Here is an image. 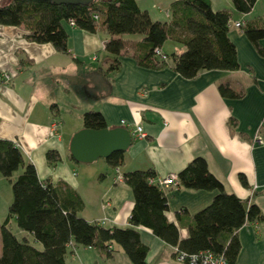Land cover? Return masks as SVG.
Wrapping results in <instances>:
<instances>
[{
    "label": "crops",
    "instance_id": "0c3cea01",
    "mask_svg": "<svg viewBox=\"0 0 264 264\" xmlns=\"http://www.w3.org/2000/svg\"><path fill=\"white\" fill-rule=\"evenodd\" d=\"M9 1L0 0V5ZM162 1L153 0L152 5L162 6ZM172 1L166 0L163 7L164 20L158 16V5L144 11L154 21L167 22ZM209 1L212 9L231 13L228 36L236 48L239 69L201 71L193 79L179 76L169 60L157 69L139 66L134 50L142 36L109 35L97 15V19L93 16V32L64 24V53L49 43L28 41L22 27L0 25V72L11 76L10 81L0 82V139L20 150L42 183L62 184L74 191L83 202L79 215L84 220L105 228L135 229L148 248L147 264L180 263L175 257L176 247L145 227L130 225L133 193L123 180L115 181L117 171L123 178L126 172L151 169L159 179L177 175L193 158L202 157L227 193L249 200L264 215V57L257 54L242 29L233 26L264 19V0H256L248 14L236 12L230 0ZM111 40H120L122 50L108 49ZM165 44L170 46V53L183 51L182 46L167 40L160 47L162 54H170L163 50ZM260 44L264 47V39ZM115 60L112 71L109 67ZM220 84L242 96L222 97ZM88 111L99 112L106 128L124 127L130 132L132 143L124 151L120 167L112 168L104 159L81 164L70 158V138L83 128L82 115ZM231 118L235 126H230ZM138 125L145 138L134 135ZM50 150L60 156L53 166L45 158ZM239 175L245 177L249 188L240 184ZM4 182L10 187L5 197L0 193L3 219L12 201L10 182L0 175V186ZM162 191L167 201L165 217L177 226L179 240H184L190 219L210 204L215 191L188 190L180 183ZM256 225L257 232L247 225L238 229L240 249L235 264H264V221ZM9 227L13 234L16 230L18 239H30L14 219ZM109 248L111 256L107 258L94 247L73 246L65 263L131 264L118 245Z\"/></svg>",
    "mask_w": 264,
    "mask_h": 264
},
{
    "label": "trees",
    "instance_id": "16d2710c",
    "mask_svg": "<svg viewBox=\"0 0 264 264\" xmlns=\"http://www.w3.org/2000/svg\"><path fill=\"white\" fill-rule=\"evenodd\" d=\"M230 1L241 14L250 13L256 2ZM167 13L169 21H154L139 9L136 0L60 5L41 0H10L0 5V25L22 27L28 41L49 43L64 53L67 50L64 24L72 23L93 32L96 26L93 16L97 15L109 35L142 36L134 50L141 67L157 69L166 66L169 60L174 72L184 79H193L201 71L239 69L236 48L228 36L232 17L228 10L212 9L209 0H174ZM240 28L257 54L264 57V47L260 44L264 39V19L246 21ZM167 40L182 46L183 51L163 54L165 59H161L154 49H160ZM106 47L120 51L123 43L111 40ZM115 62L109 67L112 71L116 69ZM218 92L224 98L242 96L224 84L218 86ZM229 123L236 124L233 118ZM82 124L86 129L106 128L103 116L94 111L83 113ZM123 154L112 153L104 161L118 168L123 164ZM45 158L52 166L60 160L55 150L46 152ZM20 169L12 180V175ZM0 175L10 182L12 191V201L0 223V264H66L65 256L73 246L94 247L109 258L111 244L118 245L131 264H147L148 248L141 243L135 229L105 228L84 220L79 215L83 209L81 198L62 184L42 183L34 166L24 162L20 150L4 139H0ZM154 177L151 169L123 174V181L131 188L134 198L130 225L149 229L178 252L192 255L209 251L222 255L226 264H235L240 249L236 233L246 225L257 232L256 224L264 221L259 208L247 199L227 193L209 172L205 159L195 157L177 174L180 185L188 190L215 191V194L208 206L192 216L187 225L188 238L180 241L177 226L165 217L167 201L162 189L150 182ZM239 182L249 188L243 175H239ZM11 219L30 239H18L12 233ZM34 243L40 244V248Z\"/></svg>",
    "mask_w": 264,
    "mask_h": 264
},
{
    "label": "water",
    "instance_id": "95a60500",
    "mask_svg": "<svg viewBox=\"0 0 264 264\" xmlns=\"http://www.w3.org/2000/svg\"><path fill=\"white\" fill-rule=\"evenodd\" d=\"M55 5L90 4L93 0H41ZM132 137L124 127L104 128L100 130L82 128L70 138L68 152L77 163L88 164L106 159L112 153L124 152L130 147Z\"/></svg>",
    "mask_w": 264,
    "mask_h": 264
},
{
    "label": "built area",
    "instance_id": "2783aa9c",
    "mask_svg": "<svg viewBox=\"0 0 264 264\" xmlns=\"http://www.w3.org/2000/svg\"><path fill=\"white\" fill-rule=\"evenodd\" d=\"M94 19H97V16H94ZM243 25V22H237L234 24L235 28H240ZM155 55L160 57L161 59H165V56L161 53L160 49H154ZM10 74L5 72H0V82H8L10 81ZM55 125H53L54 127ZM133 133L138 138H145L146 135L143 132L142 128L138 125L134 127ZM123 178L122 175L117 171L115 175L116 182H122ZM151 183L158 186L160 189L166 187L177 186L179 184V180L177 175L170 174L164 178L159 179H151ZM177 251V250H176ZM176 260L180 264H226V261L222 255L214 254L209 251L200 252L198 254L187 255L182 252H176Z\"/></svg>",
    "mask_w": 264,
    "mask_h": 264
},
{
    "label": "rangeland",
    "instance_id": "374dc122",
    "mask_svg": "<svg viewBox=\"0 0 264 264\" xmlns=\"http://www.w3.org/2000/svg\"><path fill=\"white\" fill-rule=\"evenodd\" d=\"M152 1L153 0H140L139 1V6H140V9L141 10H144L145 9V7L148 9V11L149 10H151L152 8H153V6L155 7L156 5H158V4H160V3H156V5H152ZM165 4H166V0H164V1H162V6L161 5H158V6H160V7H156V8H158V9H161V12H158V16H159V18H160V20H164V12H163V7L165 6ZM158 9H156L157 11H158ZM154 11H156L155 9H153ZM153 18V17H152ZM163 50L165 51V52H167V53H170V52H172L171 51V49H170V46L168 45V44H165L164 46H163ZM5 184H3V185H1L0 186V193L5 197L6 196V191H7V186H8V182H4ZM8 187H10V186H8ZM11 193V192H10ZM2 196V197H3ZM2 206V205H1ZM1 210H2V207H1ZM2 214V213H1ZM1 214H0V222H2L4 219L1 217ZM13 232H14V234L19 238L20 236L18 235V233L16 232V230L15 229H13ZM35 244V246L37 247V248H40V244H38V243H34Z\"/></svg>",
    "mask_w": 264,
    "mask_h": 264
}]
</instances>
